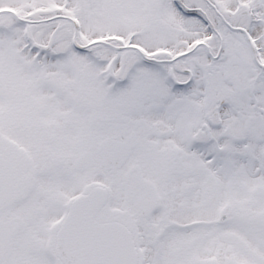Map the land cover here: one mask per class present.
Returning a JSON list of instances; mask_svg holds the SVG:
<instances>
[{
	"label": "snow or ice",
	"instance_id": "snow-or-ice-1",
	"mask_svg": "<svg viewBox=\"0 0 264 264\" xmlns=\"http://www.w3.org/2000/svg\"><path fill=\"white\" fill-rule=\"evenodd\" d=\"M0 264H264V0H0Z\"/></svg>",
	"mask_w": 264,
	"mask_h": 264
}]
</instances>
